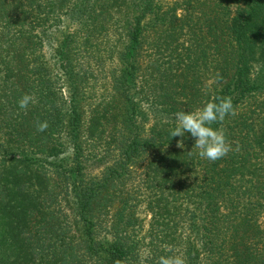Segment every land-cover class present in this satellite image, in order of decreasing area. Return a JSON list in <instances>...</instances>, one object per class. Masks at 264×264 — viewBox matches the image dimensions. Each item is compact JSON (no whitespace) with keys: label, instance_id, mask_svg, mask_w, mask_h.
<instances>
[{"label":"trees","instance_id":"obj_1","mask_svg":"<svg viewBox=\"0 0 264 264\" xmlns=\"http://www.w3.org/2000/svg\"><path fill=\"white\" fill-rule=\"evenodd\" d=\"M109 1L0 0V264H137L138 186L126 183L140 168L145 182L158 185L155 199L165 197L162 208L157 204L166 211L164 240L178 225L177 210L190 216L198 248L186 240L187 264H196L200 252L206 264H264L258 222L264 208V0H136L123 24L127 43L118 52L108 97L84 114L68 43L52 52L55 71L69 82L62 106L35 31L56 10L96 18ZM149 39L155 55L142 62ZM138 74L148 75L150 104L163 110L165 125L153 111L145 128L138 104L147 96L135 100L130 92ZM26 93L36 103L22 110L18 101ZM225 96L237 112L222 124L233 151L214 162L202 159L190 133L185 147H177L182 138L170 135L175 113ZM38 121L48 128L38 131ZM94 142L113 153L96 174L88 163L105 154L88 158Z\"/></svg>","mask_w":264,"mask_h":264},{"label":"rangeland","instance_id":"obj_2","mask_svg":"<svg viewBox=\"0 0 264 264\" xmlns=\"http://www.w3.org/2000/svg\"><path fill=\"white\" fill-rule=\"evenodd\" d=\"M135 1L110 0L108 11L96 18L91 17L86 19V15L82 20H79L80 18L74 19L67 14L59 15L58 12L60 11L57 12L55 7L56 11L50 16L49 21L41 22L43 25H40L35 32L39 33L44 40L41 49V54L44 56V70L46 77L51 82L52 92L62 98L60 101L62 106L70 98L69 82L60 69L59 71H55L56 60L53 59L52 52H56L58 46L65 44V42L68 43V57L71 62L72 74L76 80L77 98H80L85 114L90 105L105 101L108 97L111 74L117 72L118 69V52L127 43V35L123 31V24L130 18V14L134 10L132 9V5ZM157 1L169 4V2L176 0ZM92 5L93 3L89 2L87 7ZM97 5L99 3H96ZM67 9L73 11L72 3L68 5ZM61 19L62 21H60ZM146 42L147 44H144L139 57L142 62L150 61L152 56L155 55L152 51L153 49L149 47L151 46L149 43L151 40L149 39ZM144 77L148 78V75H144ZM147 78L143 79L142 74L137 75L130 89L131 97L136 100V98H140L141 93L147 96V101H144L141 97L138 104L139 111L141 110L147 116L143 120L145 128H149L153 123V111H155L154 114L159 124L165 125L168 119L165 115L160 114L163 110L159 106L150 104V102L152 103V93L150 97L151 83L145 82ZM142 89H145V91ZM152 98H154V95ZM94 143L96 145L88 147V150L93 149L92 152L88 151V158L93 154L94 156L96 154H105L104 159L100 160V162L94 164L88 163V171L96 174L99 169L109 163L107 160L112 158L113 153L109 152L108 155L105 153L103 148L100 147L103 142ZM69 152L68 148L67 155ZM148 158L151 159V156H148ZM248 171L251 172V170ZM129 176L131 178L126 183L127 187L130 189V186H138V190L135 192L139 203L135 206V216L138 217L139 224L135 236H137V239L141 238V241L137 253V264H158L161 256L183 255V251L186 248L185 243L188 239L193 241V245L197 249L198 244L196 245V243L198 237L194 236L189 229L191 228L189 227L190 216L186 218L182 217L184 214L183 208L175 212L176 216L174 220L178 221V225L171 231L172 236L169 239H165L166 241L164 240L165 232L163 231V224L161 222L163 219H166V211H158L157 204L159 203L160 208H162V203H165V197L158 196L155 199L153 192L158 185L155 180L150 183L145 182L141 168L133 170L127 177ZM174 179L177 180L176 177ZM258 217V222L264 227V208ZM157 218L159 219L158 224L155 222ZM166 246H170L172 251H166ZM198 254L196 264H206L204 263V256H202L203 253L200 252Z\"/></svg>","mask_w":264,"mask_h":264},{"label":"clouds","instance_id":"obj_3","mask_svg":"<svg viewBox=\"0 0 264 264\" xmlns=\"http://www.w3.org/2000/svg\"><path fill=\"white\" fill-rule=\"evenodd\" d=\"M216 79H222L219 73H217ZM34 103H36L35 96L26 93L18 101V107L27 110L28 106ZM229 115L235 116L237 112L231 97L227 96L220 97L216 101L207 102L203 107L194 111H178L175 113L176 126L170 132V135L171 137H181L182 139L177 141V147L184 148L183 138L185 133H190L195 141L193 148L198 150L199 157L214 162L233 151L232 144L222 127L223 121ZM217 123L221 124V127L214 129L212 125ZM48 126L47 121L37 122V130L40 132L45 131ZM235 150L239 151L238 144ZM192 154L191 150L189 155ZM166 251H172L171 247L166 246ZM158 264H187V262L182 254H173L161 256Z\"/></svg>","mask_w":264,"mask_h":264}]
</instances>
